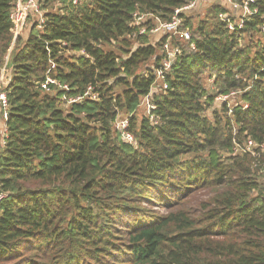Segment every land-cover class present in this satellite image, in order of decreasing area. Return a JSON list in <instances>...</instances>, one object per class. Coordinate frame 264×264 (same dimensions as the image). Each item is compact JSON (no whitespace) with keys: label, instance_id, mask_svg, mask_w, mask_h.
<instances>
[{"label":"trees","instance_id":"1","mask_svg":"<svg viewBox=\"0 0 264 264\" xmlns=\"http://www.w3.org/2000/svg\"><path fill=\"white\" fill-rule=\"evenodd\" d=\"M191 1L40 0L45 26L29 21L2 88L0 264H264V149L234 153L264 144V1L239 32L220 22V3L182 15L192 40L171 37L181 54L168 89L141 112L155 81L142 73L169 37L153 47L134 15L166 23ZM14 3L0 0V73ZM50 61L69 93L41 88ZM90 87L98 100L64 101ZM233 92L241 105L218 106ZM120 116L134 143L116 130Z\"/></svg>","mask_w":264,"mask_h":264},{"label":"built area","instance_id":"2","mask_svg":"<svg viewBox=\"0 0 264 264\" xmlns=\"http://www.w3.org/2000/svg\"><path fill=\"white\" fill-rule=\"evenodd\" d=\"M74 6H78L84 0H67ZM264 0H192L188 5L183 8L176 9L172 19L169 22L163 23L159 18L155 17L152 14H140L136 13L134 15V20L132 22V26L138 29V34L141 36H150L154 37L152 41L153 47L158 45V42L163 37H169V39L162 45L159 55L161 58L160 63L156 61H152L148 64L142 73L143 78H147L150 73L155 78L153 86L151 88V93L147 97H145L140 107H146L147 111L151 110V103L153 101V95L159 94L164 90L168 89V83L166 75L171 71L177 57L181 54V50L179 47H175L171 43V37H182L186 41L192 40V35L189 31H182L181 28L184 24V19L182 15H187L192 11L198 10L201 6L207 7L213 3H220L225 8V12L220 13L219 20L221 23L227 26V29L230 32H239L242 31L247 21L250 18L258 15L260 13V7L258 3ZM31 19L36 20L37 30L42 31L45 26V16L42 10V5L40 0H15L14 7L10 16L12 29L11 32L14 36L11 48L9 50L8 56L6 57V64L1 69L0 73V155L7 144V140L9 137V129H8V121H9V105L7 100V94L2 91L3 85L8 83L7 75L8 69L7 65L9 62L10 54L14 49L17 40L25 33L29 21ZM264 20V18H263ZM153 21V25H149L150 22ZM261 33L264 34V24L261 27ZM68 43L62 42L61 47L66 48ZM191 48L195 49V45L191 44ZM82 54H85L83 51ZM56 68V64L50 61V69L46 74V80L43 84H41V88L45 92H49L51 86H55L61 90H66L68 93L70 91L67 85H62L57 80L53 79L51 76V72ZM213 83V80H212ZM211 83V84H212ZM238 94L233 92L229 95H220L216 97V100H223L221 103L226 104L229 109V104L224 102L226 98L230 95ZM91 98L92 100H98V94L93 93V88L90 87L88 89V93L83 97L77 98H64L68 105L77 102H83L86 97ZM247 107V105H243ZM116 130L121 134L123 139L128 143H134L133 135L128 131L129 123L128 119L120 118L115 123ZM244 147H240V143L235 144L234 153L245 152L250 153L254 157L256 156L255 149L260 148L264 149V144L258 145L253 140L248 139L244 142ZM259 166V165H258ZM261 176H262V184L264 187V165L261 168ZM10 195L3 191L0 186V203L8 200Z\"/></svg>","mask_w":264,"mask_h":264},{"label":"rangeland","instance_id":"3","mask_svg":"<svg viewBox=\"0 0 264 264\" xmlns=\"http://www.w3.org/2000/svg\"><path fill=\"white\" fill-rule=\"evenodd\" d=\"M204 8L205 7H203L202 9H200L199 10V13L203 16V14H204V12H205V10H204ZM201 17V16H200ZM153 39H152V41L154 40V39H156V38H154V37H152ZM243 43V42H242ZM210 83H212V80H210L209 81ZM223 101V100H222ZM221 100H219V101H217L216 100V102L218 103V106H221V102H222ZM224 102H227L228 104H229V106H230V108H233L235 105H237V104H240L241 105V103H240V99H239V95H236V94H234V95H230V96H228L227 98H226V100L224 101ZM243 105V104H242ZM142 109H141V112L143 113H146L147 112V109H146V107H141ZM122 117V116H121ZM123 118V117H122ZM244 143H242L241 145H239L240 147H244Z\"/></svg>","mask_w":264,"mask_h":264}]
</instances>
